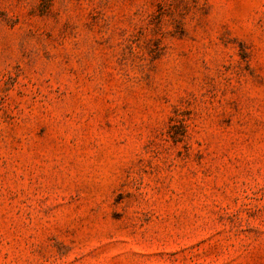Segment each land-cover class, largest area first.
Listing matches in <instances>:
<instances>
[{"label":"rangeland","instance_id":"obj_1","mask_svg":"<svg viewBox=\"0 0 264 264\" xmlns=\"http://www.w3.org/2000/svg\"><path fill=\"white\" fill-rule=\"evenodd\" d=\"M0 264H264V0H0Z\"/></svg>","mask_w":264,"mask_h":264}]
</instances>
